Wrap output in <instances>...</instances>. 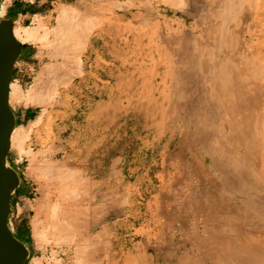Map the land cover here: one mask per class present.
<instances>
[{"label":"rangeland","instance_id":"rangeland-1","mask_svg":"<svg viewBox=\"0 0 264 264\" xmlns=\"http://www.w3.org/2000/svg\"><path fill=\"white\" fill-rule=\"evenodd\" d=\"M130 1L47 0L50 9L47 17H39L41 20L34 19L32 24L24 26L31 30L40 28V38L46 30L50 34L47 39L42 37L35 43L22 44L26 48L16 63L11 83L19 84L26 93L37 83L38 75L47 65L53 68L57 65L59 69L57 75H46L42 79L38 92L41 106L32 108L36 120L41 118L38 131L22 144H15L7 160L9 167L19 174L21 188L26 191L12 193L9 220L15 235L22 229L30 232L31 240L25 243L30 251L26 264H113L112 261L114 264H180L187 254L197 258L205 248L215 247L209 237H204V226L198 224V217L209 210L201 213L196 210L197 205L215 199L220 211L237 207L243 220H256L264 230V219L260 218L258 210L264 199V184L255 179L257 173L264 175V118L261 117L264 116V96L257 101L260 106L252 110L249 120L251 135L263 136L259 139L261 143L256 138L251 143L255 148L250 144L255 156L248 153L246 145L239 141L234 143L236 137L231 142L234 151L231 158L240 161L237 189L221 182L219 171L212 168L209 160H204L198 146L195 145L191 155L179 146L191 127L183 109L186 98L173 91L180 75V56L171 49L181 44L171 41L169 44L168 40L185 30L203 41L208 38L207 34L213 35L208 31L210 25L221 31L223 19L219 15L227 12L226 0ZM234 1L243 12H235L240 20H233L235 14L231 13V20L223 22L227 23V27H223L228 30L224 40L221 39L223 35L215 34L217 40L220 39V55H229L231 35L239 31L243 32L242 46L250 49V54L264 52V0H243L242 4L240 0ZM11 2L3 0L4 11ZM63 6L76 10L79 17L86 18L85 22L88 19L90 39L85 37V30L77 27L78 15L76 23L75 19L70 20L71 31L55 32L56 18ZM18 26L23 27L21 22L14 24V28ZM55 34L60 35L56 37ZM61 36L66 39L62 41ZM226 45H231L229 50ZM59 50L61 54L56 56ZM256 57L255 60L260 58ZM60 63L65 64L64 69ZM69 65L70 68L66 67ZM203 74L198 77L208 75ZM246 76L248 83L258 89L264 88L262 76L260 82L253 76ZM262 88L260 90L264 91ZM12 107L17 111L27 109L14 100ZM221 118L227 123L232 120L227 114ZM234 120L240 122L237 115ZM257 144L263 145L258 147ZM237 151L240 154L235 153ZM199 167L207 171L215 184L218 182L217 188L202 178ZM249 172L253 180L250 182ZM233 175L237 178L235 172ZM243 190L251 196L243 199L240 196ZM209 192L213 193V198L209 197ZM245 201L253 203L257 210L245 212ZM183 220L187 221L186 229ZM64 223H68L67 227ZM210 223L208 228H214L215 223ZM201 238L206 242L200 241ZM207 257L205 264L217 263L216 259L213 262L214 258Z\"/></svg>","mask_w":264,"mask_h":264},{"label":"bare ground","instance_id":"bare-ground-1","mask_svg":"<svg viewBox=\"0 0 264 264\" xmlns=\"http://www.w3.org/2000/svg\"><path fill=\"white\" fill-rule=\"evenodd\" d=\"M132 1V0H131ZM130 1V2H131ZM145 1V0H144ZM241 1V2H240ZM239 2L242 4L243 0H240ZM249 1V0H248ZM259 1V0H258ZM147 2V1H146ZM150 2V1H149ZM234 0H226L224 2V8L227 12H230L227 15H219L223 19V22H227L231 19H229V15L232 13L235 14L233 16V20L236 18L239 19V16H236V13L243 12L240 11L241 7H239V4H235ZM121 4V3H120ZM240 4V5H241ZM4 5V4H3ZM2 5V11L4 10V6ZM238 5V7L236 6ZM251 7V6H250ZM242 10V9H241ZM237 11V12H236ZM239 11V12H238ZM195 12V11H194ZM236 12V13H235ZM197 13H195L196 15ZM79 17V13L74 9H71L70 7L63 6L58 13V27L55 29V32H61L64 29L70 30V20H74L76 17ZM198 15V14H197ZM230 15V17H232ZM85 17V16H83ZM80 22H78L79 28H82V30H85L84 34L85 37L90 39L91 32L88 30V23L85 22L86 18L79 17ZM194 18V17H193ZM34 19H40L39 17H36ZM41 20V19H40ZM228 20V21H227ZM240 20V19H239ZM99 22V21H98ZM135 22V21H134ZM139 22V21H138ZM149 22V21H148ZM222 22V30L219 31V28L215 25L209 26V33L212 32L213 35L208 38H206L203 41H200L194 37H192L191 32L188 34L185 33V30H182L178 34H174L172 39L168 40V43L171 41L172 43L181 44V47L178 48H172L171 52L175 55L180 56V60L178 62L179 69L178 72H180V75L178 79L176 80L177 86L173 91L176 92V95L184 96L186 98L185 103L183 104L184 112L186 113V120H188L189 125L191 127V130L189 133H187L185 138H180L181 142L180 145L181 148L186 149L188 153H192V149L195 148V145L200 148V150L203 153L204 160H209L210 165L212 168H214L216 171H219L220 180L222 183H226L225 185L228 187H231L233 189H237L239 186L238 179L239 176L237 175L239 173L240 168V161L231 158L233 154V147L231 146V142L233 139L236 141H239L240 143L246 145V148L248 153L250 155H254V152H251V149L255 148L251 143L257 141L260 142V137H256L254 135H251V128L249 124L250 117L252 116V110L256 107L259 108L258 103L260 102L259 99L264 96V91L260 90L256 87V85L252 83H248L247 76L245 77V74L253 76L258 82H260L259 78L264 80V52L259 50L258 54H255L252 52L250 54V49L242 46V36L243 32L239 31L237 33H233V37L231 35V43L232 47L234 49L229 50V55L223 57L220 55L221 50L219 49L221 47V44L218 40H220L215 36L223 35L221 39H223L225 36H227L224 33H226L225 26ZM235 22V21H234ZM76 23V19H75ZM74 23V24H75ZM143 23V22H142ZM238 23V22H237ZM98 24V23H97ZM217 24V23H216ZM77 25V24H75ZM37 26V25H36ZM73 26V25H72ZM71 26V28H72ZM224 26V27H223ZM40 27V26H39ZM75 27V26H74ZM227 27V26H226ZM34 27V30H31V27H15L13 29V35L17 39L18 42L22 44L27 43H35L39 41L43 35H40L39 37V29H36ZM44 29V27H42ZM92 28V27H91ZM109 29V28H108ZM249 29V28H248ZM246 29V30H248ZM46 30V29H44ZM218 30V31H217ZM47 31V30H46ZM42 39H47L50 32H46ZM71 31V30H70ZM76 31V30H75ZM228 31V30H227ZM252 31V30H250ZM59 32V33H60ZM66 32V31H65ZM215 32V33H214ZM62 33V32H61ZM68 33V32H67ZM80 33V32H79ZM54 34V33H53ZM64 34V33H63ZM82 33V35H84ZM60 35V34H59ZM58 35V36H59ZM71 35V34H70ZM168 35V34H167ZM229 35V36H230ZM56 36V34H55ZM56 36V37H58ZM206 36V35H205ZM65 37V36H64ZM63 37V38H64ZM81 37V36H80ZM62 38V36H61ZM62 38V41H63ZM82 39H86L84 37H81ZM66 39V37H65ZM68 39V38H67ZM79 39V38H78ZM81 39V40H82ZM92 39V38H91ZM228 39V38H227ZM224 40V39H223ZM222 40V41H223ZM226 40V39H225ZM229 40V39H228ZM227 40V41H228ZM229 40V41H230ZM84 41V40H83ZM90 41V40H89ZM225 41V42H227ZM68 42V41H67ZM224 42V43H225ZM88 43V42H87ZM167 43V44H168ZM223 43V42H222ZM228 43V44H229ZM78 44V43H77ZM170 44V43H169ZM220 44V45H219ZM58 45V44H57ZM66 46V45H65ZM214 46V48H213ZM220 46V47H219ZM225 46V45H224ZM231 46V45H230ZM229 46V47H230ZM253 46V45H252ZM80 47V46H79ZM223 47V46H222ZM61 48V47H60ZM66 48V47H65ZM69 48V47H68ZM171 48V47H170ZM246 48V49H245ZM59 49V48H58ZM61 49H64L63 47ZM77 50V49H76ZM252 50V49H251ZM56 51V50H55ZM168 51V49H167ZM60 52V50L58 51ZM77 52V51H76ZM220 52V53H219ZM42 53V52H40ZM51 53V52H49ZM53 54V53H52ZM57 54V55H56ZM55 55L58 56L60 53H56ZM64 54V52L62 53ZM255 56H254V55ZM72 55V54H71ZM256 55H258L260 58L258 60H255ZM63 57V55H61ZM60 56V57H61ZM66 58H69L67 56ZM65 58V59H66ZM257 58V57H256ZM68 60V59H67ZM146 60V59H144ZM63 62V61H62ZM66 62V61H65ZM69 62V61H68ZM67 63V62H66ZM72 63V62H71ZM70 63V64H71ZM59 64V63H58ZM61 64V63H60ZM68 64V63H67ZM53 66V65H52ZM59 66V65H58ZM62 66V64H61ZM65 67V64L63 65ZM62 66V67H63ZM72 66V65H71ZM63 67V69H64ZM70 68L69 66H66ZM51 67L50 65L46 66V69L38 75L40 78H38V81L35 85H31V87L24 92L23 88L19 84L12 83L10 85V92H9V102L14 100L18 104L22 103L26 108L29 107H35V106H41V103L38 100V92L41 91V83H43L44 80H42L46 75L49 76L51 74H56L59 69H56ZM59 68V67H58ZM68 68V71H69ZM74 68V67H73ZM62 69V68H61ZM66 69V68H65ZM67 70V69H66ZM72 71V69H71ZM77 71V70H76ZM59 72V71H58ZM208 73V75L204 78H199L198 75L203 73ZM68 73V72H67ZM71 73V72H70ZM77 73V72H76ZM39 74V73H38ZM203 74V75H204ZM57 75V74H56ZM59 75V74H58ZM46 76V77H47ZM52 76V75H51ZM55 75H53L54 77ZM61 76V75H60ZM62 75L61 77H63ZM262 76V77H260ZM45 77V78H46ZM198 77V78H196ZM59 78V77H58ZM70 79V77H68ZM72 78V77H71ZM52 79V78H51ZM67 79V78H66ZM59 80V79H58ZM61 81V80H60ZM53 82V81H52ZM63 81H61L62 83ZM68 82V81H67ZM45 84V83H44ZM50 84V83H49ZM52 84V83H51ZM65 84V82H64ZM116 84V83H115ZM260 85V84H259ZM62 86V85H61ZM65 86V85H64ZM44 88V87H43ZM264 89V88H262ZM46 90V89H45ZM56 90V89H55ZM45 92V91H43ZM110 92V91H109ZM47 93V90H46ZM52 93V92H51ZM259 94V95H257ZM41 95V94H40ZM48 95V94H47ZM55 95V94H54ZM46 96V94H44ZM43 96V97H44ZM52 96V95H51ZM49 96V97H51ZM54 97V96H53ZM45 98V97H44ZM43 98V99H44ZM47 98V97H46ZM236 98V99H235ZM48 99V98H47ZM42 101V100H41ZM51 101V100H50ZM257 101H259L257 103ZM104 103V102H103ZM174 105V104H173ZM11 106V105H10ZM182 106V105H181ZM131 107V106H130ZM139 107V106H138ZM263 107V106H262ZM45 110V109H44ZM43 111V110H42ZM254 111V110H253ZM259 111V110H258ZM262 111V110H261ZM137 112V111H136ZM91 113V112H90ZM89 114V113H88ZM224 114H227L232 117V120H230L228 123L225 120H221L222 116ZM263 114V113H262ZM261 114V115H262ZM238 116L240 119V122H236L234 120L235 116ZM260 115V116H261ZM234 116V117H233ZM259 116V117H260ZM264 118V116H261ZM260 117V118H261ZM39 118V116H38ZM221 118V119H220ZM256 118V117H255ZM40 119L34 120L29 123L28 126H20L15 127L12 134H11V148L14 146H17L15 144H22L26 140L30 139L31 135L33 133H36L38 131V125L40 122ZM257 119V124L259 123ZM262 120V119H260ZM263 122V120H262ZM241 123V124H240ZM244 125H243V124ZM264 123V122H263ZM240 124V125H239ZM256 124V125H257ZM258 126V125H257ZM256 127V126H255ZM261 127V126H260ZM258 127V129L260 128ZM257 128V127H256ZM264 128V127H263ZM143 129V128H142ZM261 129V128H260ZM102 130V129H101ZM185 130V129H184ZM255 130V129H254ZM259 131V130H257ZM187 132V131H186ZM175 133V132H174ZM173 133V135H174ZM253 133V132H252ZM260 133V132H259ZM185 134V132H184ZM182 134L181 137L184 136ZM237 134V136H236ZM256 134V133H255ZM166 136V135H165ZM178 136V135H176ZM263 137V136H262ZM261 137V138H262ZM140 138V137H139ZM256 138V139H255ZM178 139V138H177ZM197 143V144H196ZM258 143V142H256ZM261 143V142H260ZM250 144L253 148H251ZM263 145V144H262ZM261 144H257V146H261ZM22 146V145H21ZM109 146V145H108ZM241 146V145H240ZM56 147V146H55ZM236 147V146H234ZM260 147V148H261ZM15 148V147H14ZM21 148V147H20ZM50 148V147H49ZM106 149V148H105ZM235 149V148H234ZM243 149H245L243 147ZM19 150V149H18ZM254 150V149H253ZM258 150V148H257ZM28 151V150H27ZM182 151V149H181ZM184 151V150H183ZM239 151V150H238ZM237 154H240V153ZM259 151V150H258ZM186 152V151H185ZM256 152V151H255ZM28 153V152H27ZM259 153V152H258ZM256 153V154H258ZM32 154V153H31ZM35 154V153H34ZM43 154V153H42ZM248 154V155H249ZM189 155V156H190ZM193 155V154H192ZM195 156V155H194ZM240 156V155H237ZM253 157V156H252ZM257 157V156H256ZM190 158V157H189ZM242 158V157H241ZM194 159V157H193ZM196 159V156H195ZM194 159V160H195ZM193 160V161H194ZM203 160V162H204ZM242 160V159H241ZM244 160V159H243ZM88 161V160H87ZM258 161V160H257ZM32 162V161H31ZM196 162V160L194 161ZM256 162V161H255ZM264 162V160H263ZM193 163V162H192ZM198 163V162H196ZM196 163H194L196 165ZM258 163V162H257ZM165 164V163H164ZM260 164V163H259ZM183 165V164H182ZM194 165V166H195ZM51 166V165H50ZM197 166V165H196ZM202 166V165H201ZM254 168L255 164L252 165ZM9 167V165H8ZM65 167V166H64ZM186 167V166H185ZM50 168V167H48ZM54 168V167H53ZM61 168V167H60ZM193 168V167H192ZM197 168V167H196ZM200 168V167H199ZM72 169V168H71ZM190 169V168H189ZM42 170V169H41ZM53 170V169H52ZM51 169L49 171H52ZM59 170V169H58ZM183 170V168L181 169ZM198 170V168H197ZM245 170V169H244ZM40 171V170H39ZM79 171V170H78ZM187 171V170H186ZM202 178L207 181L211 186L218 187L217 184L212 180L211 177L207 175V171L205 172L203 168H200ZM247 171V170H246ZM245 171V173H246ZM44 172V169H43ZM47 172V171H46ZM74 172V171H73ZM194 172V171H192ZM234 172L237 175V178L234 177ZM244 172V171H243ZM248 172V171H247ZM49 173V172H47ZM183 173V172H182ZM38 174V173H37ZM209 174V173H208ZM256 175V181H261L262 184H264V175L257 173ZM48 175V174H47ZM176 175V174H175ZM210 175V174H209ZM249 174H247L248 181L252 180ZM192 176V175H191ZM60 177V176H59ZM71 177V176H70ZM181 177V176H180ZM69 178V177H68ZM190 178V177H189ZM241 178V177H240ZM246 178V177H245ZM161 179V178H159ZM188 179V178H187ZM47 180V179H46ZM61 180V179H60ZM76 180V179H75ZM176 180V179H175ZM194 180V179H193ZM245 180V179H244ZM63 181V180H62ZM172 181V180H171ZM253 181V180H252ZM251 181V183H252ZM254 180V182H256ZM79 182V181H78ZM189 182V181H188ZM201 182V181H200ZM247 182V181H245ZM250 182V181H249ZM204 183V182H203ZM249 183V185L251 184ZM169 185V184H168ZM193 185V184H192ZM220 185V183H219ZM118 187V186H117ZM214 187V188H215ZM74 188V187H73ZM76 188V187H75ZM215 188V189H216ZM227 188V187H225ZM68 189V188H67ZM160 189V188H159ZM197 189V188H196ZM223 190V189H222ZM193 191V190H192ZM225 191V189H224ZM251 191V190H249ZM83 192V191H82ZM89 192V191H88ZM214 192V191H213ZM221 192V191H220ZM79 193V192H78ZM77 193V194H78ZM176 193V192H175ZM210 193V192H209ZM212 193V192H211ZM208 194L210 198L211 197ZM252 193V192H251ZM66 195V193H64ZM124 194V193H123ZM127 194V193H126ZM185 194V193H184ZM195 194V193H194ZM199 194V193H198ZM213 194V193H212ZM217 194V193H216ZM230 194V193H229ZM240 196L243 199L249 198L251 194L247 192L246 190H243V192L240 193ZM256 196V195H255ZM109 197V196H108ZM124 197V196H123ZM183 197V196H182ZM218 197V196H216ZM237 197V196H236ZM194 198V197H193ZM123 199V198H122ZM261 199V198H260ZM91 200V199H89ZM179 200V199H178ZM216 200V199H215ZM208 202L206 204H200L197 205V211H204L209 210L207 213H205V217L201 216L204 213L200 215L198 224L204 226L205 228V236L209 237L210 240L215 244V247L211 250L208 248H203L204 250L201 251V253L198 255L197 258L195 257H189V254H187L186 259L182 260V264H205L207 261V256H209L213 262L216 261V264H264V230L262 229L263 226L256 223V220L249 221L247 219L243 220L241 218L240 213H238L239 208H235L234 210L230 208H225V211H220V204L218 201L215 202ZM218 200V199H217ZM124 201V200H123ZM122 201V202H123ZM193 201V200H192ZM211 201V200H209ZM258 201V200H256ZM120 202V201H119ZM125 202V201H124ZM173 202V201H172ZM170 203L173 205V203H177L176 201L173 203ZM255 202V201H254ZM43 203V202H42ZM41 203V204H42ZM110 203V202H109ZM116 203V202H115ZM121 203V202H120ZM184 203V202H183ZM183 203H180L183 205ZM191 203V202H190ZM189 203V204H190ZM218 203V204H217ZM178 204V203H177ZM246 211L245 212H254V210H257L253 203H250V201L246 202ZM262 206L258 208L260 218L264 219V199L263 202H261ZM117 205V203L115 204ZM196 205V204H195ZM235 205V203H234ZM259 205V204H258ZM192 206V204H191ZM41 207V206H40ZM188 207V206H187ZM195 207V206H194ZM195 207V208H196ZM233 207V206H232ZM239 207V206H238ZM35 208V207H34ZM54 208V207H53ZM90 208V207H89ZM94 208V207H93ZM168 208V207H167ZM176 208V207H175ZM174 208V209H175ZM243 208V207H242ZM188 209V208H187ZM191 209V208H190ZM53 210V209H52ZM60 210V209H59ZM58 210V211H59ZM181 210V209H180ZM241 210V209H240ZM187 211V210H186ZM242 211V210H241ZM195 212V211H194ZM212 212V213H211ZM53 213V212H52ZM201 213V212H200ZM38 214V213H37ZM103 214V213H102ZM55 215V214H54ZM87 215V214H86ZM89 215V213H88ZM173 215V214H172ZM196 215V214H195ZM199 215V214H198ZM206 215L210 220L206 218ZM82 216V215H81ZM184 216V215H183ZM192 216V215H191ZM249 216V215H248ZM259 216V215H258ZM55 217V216H54ZM88 217V216H87ZM204 217V218H203ZM158 218V217H157ZM171 218V217H170ZM251 218V217H250ZM259 218V217H258ZM34 219V218H33ZM68 219V218H67ZM160 219V218H158ZM184 219V218H183ZM186 219V218H185ZM197 219V218H196ZM253 219V218H252ZM261 219V220H262ZM63 221V220H62ZM98 221V220H97ZM214 222V228H208L210 227L211 223ZM37 222V221H36ZM68 222V221H66ZM163 222V221H162ZM161 222V223H162ZM192 222V221H191ZM63 223V222H62ZM154 223V222H152ZM156 223V222H155ZM190 223V222H189ZM57 224V222H56ZM61 224V222H60ZM65 224V223H64ZM68 224V223H67ZM67 224H65V227H67ZM70 224V223H69ZM142 224V223H141ZM160 224V222H159ZM182 224V223H181ZM187 221L183 220V227L186 229ZM41 225V224H39ZM62 225V224H61ZM155 225V224H154ZM162 225V224H161ZM37 224L35 225V227ZM64 226V225H63ZM63 226H61L63 228ZM190 226V225H188ZM34 227V226H33ZM52 227V226H51ZM55 227V226H54ZM57 227H59L57 225ZM56 227V228H57ZM60 227V229H61ZM70 227V225H68ZM72 227V226H71ZM157 227V226H156ZM182 227V226H181ZM182 227V228H183ZM192 227V226H191ZM198 227V226H196ZM11 228V227H10ZM153 228V227H152ZM195 228V226L193 227ZM52 229V228H51ZM54 229V228H53ZM52 229V230H53ZM65 229V228H64ZM68 230V228H66ZM65 229V230H66ZM75 229V228H74ZM150 229V228H149ZM56 230V229H55ZM76 230V229H75ZM61 231V230H60ZM69 231V230H68ZM67 231V232H68ZM193 231V230H191ZM197 231V230H196ZM66 232V231H65ZM198 232V231H197ZM35 233V232H34ZM42 233V232H41ZM63 233V232H62ZM46 234V233H45ZM68 234V233H67ZM158 233H156L157 235ZM192 234V233H191ZM196 234V233H195ZM202 234V233H200ZM66 236V235H64ZM112 236V235H111ZM203 236V235H202ZM38 237V235L36 236ZM41 237V236H40ZM46 237V236H45ZM67 237V236H66ZM65 237V238H66ZM175 237V236H174ZM62 238V237H61ZM64 238V237H63ZM69 238V237H68ZM176 238V237H175ZM207 238V239H209ZM201 238L200 241H202ZM45 241V240H44ZM58 241V240H57ZM66 241V240H65ZM73 241V240H72ZM42 242V241H41ZM151 242V241H150ZM204 242V241H202ZM206 242V241H205ZM204 242V243H205ZM210 243L211 241H207V243ZM37 243V242H36ZM65 243V242H64ZM70 243V242H69ZM201 243V242H200ZM212 243V244H213ZM43 244V243H42ZM57 244V243H56ZM55 244V245H56ZM59 244V243H58ZM38 245V244H37ZM62 245V244H61ZM70 245V244H68ZM198 245V244H197ZM211 245V244H210ZM209 245V246H210ZM59 246V245H58ZM109 246V245H108ZM206 245H202V247H205ZM40 247V246H39ZM87 247V246H86ZM90 247V246H89ZM88 247V248H89ZM198 247V246H197ZM172 248V247H171ZM199 248V247H198ZM201 250V249H200ZM199 250V251H200ZM76 251V250H75ZM142 252V251H141ZM199 253V252H198ZM51 254V253H50ZM85 254V253H84ZM81 255V254H80ZM78 257V256H76ZM149 257V256H148ZM167 256H164V258ZM77 259V258H76ZM216 259V260H215ZM79 260V259H78ZM211 261V260H210ZM56 262V261H54ZM81 262V261H80ZM108 262V261H107ZM114 264V261H112ZM37 263V262H36ZM41 263V262H40ZM180 263V264H181ZM211 263V262H210ZM48 264V263H47ZM80 264V263H79ZM82 264V262H81ZM89 264V263H88ZM95 264V263H94ZM207 264V263H206Z\"/></svg>","mask_w":264,"mask_h":264},{"label":"water","instance_id":"water-1","mask_svg":"<svg viewBox=\"0 0 264 264\" xmlns=\"http://www.w3.org/2000/svg\"><path fill=\"white\" fill-rule=\"evenodd\" d=\"M0 0V264H26L30 251L10 228L11 196L21 188L19 174L8 167L11 134L16 127L15 113L10 106L9 92L13 71L21 58L22 44L13 35L12 17H1Z\"/></svg>","mask_w":264,"mask_h":264},{"label":"crops","instance_id":"crops-1","mask_svg":"<svg viewBox=\"0 0 264 264\" xmlns=\"http://www.w3.org/2000/svg\"><path fill=\"white\" fill-rule=\"evenodd\" d=\"M18 4L21 7L19 12H16V8H18ZM49 6L47 5V0H12L7 9L1 12V17L4 19H8L12 17L14 20V24L16 25L18 22L24 26L26 24H32L34 18L36 17H47V13L49 12ZM22 44V43H21ZM24 52V51H23ZM23 54V53H22ZM16 69H14L13 73L15 74ZM12 84V83H11ZM10 105L12 107V102L10 101ZM33 107H29L26 110L17 111L14 107H12L15 118H16V127L20 126H28L30 122L36 120V112L32 109ZM12 205V200H11ZM12 210V207H11ZM12 230V229H11ZM28 244V243H26Z\"/></svg>","mask_w":264,"mask_h":264},{"label":"trees","instance_id":"trees-1","mask_svg":"<svg viewBox=\"0 0 264 264\" xmlns=\"http://www.w3.org/2000/svg\"><path fill=\"white\" fill-rule=\"evenodd\" d=\"M20 8L21 7L18 4V8L15 9L16 12H19L21 10ZM25 48H26V46H23L22 45L23 51L25 50ZM17 192L20 193V194L26 193V191L24 190V188L18 189ZM16 237L20 241H22L23 243H28L31 240V238H30V232L27 231V230H23V229L22 230H19L18 233H16Z\"/></svg>","mask_w":264,"mask_h":264},{"label":"built area","instance_id":"built-area-1","mask_svg":"<svg viewBox=\"0 0 264 264\" xmlns=\"http://www.w3.org/2000/svg\"><path fill=\"white\" fill-rule=\"evenodd\" d=\"M4 4V3H3Z\"/></svg>","mask_w":264,"mask_h":264}]
</instances>
